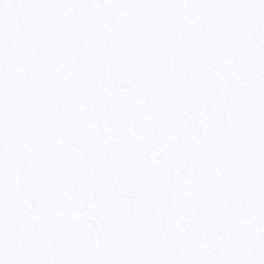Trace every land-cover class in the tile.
<instances>
[{"label":"snow or ice","instance_id":"1","mask_svg":"<svg viewBox=\"0 0 264 264\" xmlns=\"http://www.w3.org/2000/svg\"><path fill=\"white\" fill-rule=\"evenodd\" d=\"M0 264H264V0H0Z\"/></svg>","mask_w":264,"mask_h":264}]
</instances>
